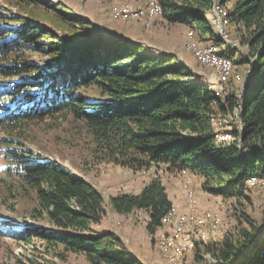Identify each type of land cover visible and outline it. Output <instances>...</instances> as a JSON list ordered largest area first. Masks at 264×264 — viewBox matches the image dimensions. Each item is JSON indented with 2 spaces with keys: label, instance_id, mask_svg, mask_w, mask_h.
Wrapping results in <instances>:
<instances>
[{
  "label": "trees",
  "instance_id": "1",
  "mask_svg": "<svg viewBox=\"0 0 264 264\" xmlns=\"http://www.w3.org/2000/svg\"><path fill=\"white\" fill-rule=\"evenodd\" d=\"M158 1L168 23L185 24L223 43L250 72L252 61L218 35L213 10H220L224 34L236 36L257 66L243 97L231 90L216 94L174 56L152 52L135 40L111 37L77 46L74 38L59 40L45 21L0 13V127L9 132L31 120L71 116L92 135L98 160L134 171L167 164L170 170L203 176L202 188L213 195L248 198L246 181L264 175V0ZM27 51L51 57L34 62ZM236 110L242 140L236 128L233 140H219L214 118L234 116ZM241 148L253 152L245 155ZM2 153L8 163L3 173L14 180L6 185L9 194L34 196L29 215L22 213L10 235L39 249L36 238L43 253L63 259L67 253L82 254L83 264H143L115 231L95 229L106 208L102 191L92 182L33 151L6 146ZM110 203L119 212L146 209V227L153 235L173 206L160 177L139 193L112 195ZM10 207L14 213L17 204ZM244 219V226L217 242L198 240L197 261L209 253L229 264L254 246L258 224L250 216Z\"/></svg>",
  "mask_w": 264,
  "mask_h": 264
},
{
  "label": "rangeland",
  "instance_id": "2",
  "mask_svg": "<svg viewBox=\"0 0 264 264\" xmlns=\"http://www.w3.org/2000/svg\"><path fill=\"white\" fill-rule=\"evenodd\" d=\"M152 1L159 2L158 0H29L28 5L17 0H0V13L4 15L12 13L22 18H38L49 24L59 40L64 36L74 38L77 46H84L93 41H104L111 37L131 38L144 44L152 52L174 56L178 62L188 66L193 74L196 70H200L213 76L220 85V89L214 90L216 94L222 95V90L224 92L231 90L239 98L243 97L241 95L243 82L248 84L251 78L246 77L249 73L248 66L243 63L238 53H232V50L223 43L199 36L185 24L168 23L162 18L161 12L152 10ZM147 2H149L148 6H146ZM116 4L121 5L116 9ZM215 10L221 14L219 9ZM215 10L213 12L218 32ZM131 11L133 13H129ZM221 21L223 23L222 17ZM223 37L239 44L234 38L236 36H227L223 33L220 38L223 40ZM240 48L244 49L239 44L236 49L240 51ZM199 50L211 52L221 63H211L200 57ZM28 54L32 61L39 63L51 57L44 51H31ZM196 78L200 79L198 76ZM201 80L204 81L202 78ZM0 82H4L2 77ZM233 113L229 117L214 118L216 136L219 140H233L234 134L232 135L231 130L235 128L242 132L240 111L236 110L234 116ZM6 146L23 148L27 154L33 151L43 158L60 162L96 185L104 195L106 208L99 228L116 231L126 247L136 253L143 264H209L211 257L209 253L202 255V261H197L195 258L197 241L200 238L206 243L221 240L228 232L246 224L245 215L250 216L258 224V246L264 243V175L249 178L245 183L246 187L243 185L248 198L239 200L225 199L221 195H213L205 191L202 184H199L198 177V179L194 178L192 188L188 187L185 192L186 209H180L173 203L174 216L182 222L179 229L188 233L191 241L193 240L192 247L186 246L176 261L173 254L168 253L166 256L157 245V241L163 233L174 232L177 228L174 222L172 226L163 223L168 227H160L162 231L158 235L156 233L153 235L146 227L148 217L146 210L119 212L110 203L112 195L138 191L145 181L151 178V165L147 167L149 171H146V168L134 171L113 162L98 160L93 154L92 135L84 125L73 120L71 116L63 118L54 115L25 122L18 130L8 132L0 127V264H83L86 261L82 254L67 253L66 259H63L55 253H43L44 246L40 245L38 239H34V244L39 249L33 248L32 243L10 235L11 231L17 230V220L22 218V213L29 215L27 209L33 204L34 196L24 194L17 197L13 192L9 194L6 185L14 180L7 178L3 173L4 166L8 164L2 153ZM247 150L241 148V153ZM188 200H195L194 204ZM11 204L12 206L17 204L14 213L11 211ZM4 210L12 215L6 217L1 213ZM187 213L188 217L185 216ZM212 222L218 225L216 231L211 232L208 227ZM207 229L209 236L204 240L202 234ZM230 264H240V262L236 259Z\"/></svg>",
  "mask_w": 264,
  "mask_h": 264
},
{
  "label": "crops",
  "instance_id": "3",
  "mask_svg": "<svg viewBox=\"0 0 264 264\" xmlns=\"http://www.w3.org/2000/svg\"><path fill=\"white\" fill-rule=\"evenodd\" d=\"M154 47H156V46H154ZM194 74L196 75L195 77L198 76L200 79L201 78L204 79V81L213 90L220 89L219 82L213 76L207 75L206 73L201 72L200 70H196V72H194ZM146 169H147L146 171H149L148 168H146ZM154 177H160L161 178L162 182L164 183V185L166 187V191L168 193L169 198L171 199V201L174 204L178 205L180 207V209H186L185 192H186L188 187L192 188L194 178L198 179V177H199V184L200 185L202 184V182L204 180L203 176L196 174V173H193L191 171L170 170L167 164L154 163L151 165V178L146 180L145 183L140 187V189L136 192H133V193H139L142 190V188L144 187V185L146 183H148ZM144 210H146V209H144ZM147 213H148V217L146 218L147 219L146 221H148V219H149V212L147 211ZM185 216L188 217L189 214L187 213V215H185ZM102 221H103V219L101 220V222ZM100 223L94 225L95 229L98 231H107L106 229H100L99 228ZM163 225L161 226V228L165 227V226L168 227L167 225H164V226ZM161 228L157 230L156 235H158L162 231ZM112 231H114V230H112ZM134 254L139 258V256L136 253H134Z\"/></svg>",
  "mask_w": 264,
  "mask_h": 264
},
{
  "label": "bare ground",
  "instance_id": "4",
  "mask_svg": "<svg viewBox=\"0 0 264 264\" xmlns=\"http://www.w3.org/2000/svg\"><path fill=\"white\" fill-rule=\"evenodd\" d=\"M151 6H152V10H156V12H161V4L159 2L152 1ZM155 8H158V9H155ZM124 9H126V8H123L122 10H124ZM215 9L216 8H214V10ZM129 13H133V11H131ZM221 17L222 16L220 14V18ZM223 40L225 41V38ZM233 45L238 48V46H236L235 44H233ZM198 53H199L200 57H202L208 61H211V63H219V64L221 63V61L218 60L217 57L215 55H212L211 52H209V51L199 50ZM228 62H230V61L228 60ZM253 178H256V177H253ZM190 195H192V194H190ZM188 201L191 204H194L195 200L194 201L188 200ZM163 221H164V223L170 224L171 226L173 225V222H174L176 224L177 228L174 229L173 233H171V231L169 233H163L161 235V237L159 238V240L157 241V245L160 247V249L163 251V253L166 254V256L168 253L173 254L174 259L176 261V259L178 260V256L182 253L183 249L186 246L192 247L193 240L191 241L188 233L185 230L179 229L182 222H181V220H178L175 218L174 206L171 207V209L169 210V212L167 213V215L165 216ZM217 225H218L217 223L212 222L208 228L211 232L216 231ZM167 234H170V236H166ZM202 236L205 237L203 239L206 240V238L209 236L208 229L203 231Z\"/></svg>",
  "mask_w": 264,
  "mask_h": 264
},
{
  "label": "water",
  "instance_id": "5",
  "mask_svg": "<svg viewBox=\"0 0 264 264\" xmlns=\"http://www.w3.org/2000/svg\"><path fill=\"white\" fill-rule=\"evenodd\" d=\"M216 4V2H215ZM216 16H217V23H218V32H219V35H223L224 33V25L221 21V18H220V14L218 11H216ZM120 38H126V37H122L120 36ZM126 39H130V38H126ZM226 42H229V43H233L235 44L236 46L239 47V44L231 39H225ZM240 51L242 53L245 54L246 58L250 61H252L253 63V69L246 75V77H252L253 74L255 73L256 71V64L254 63V61L252 60L251 56L249 55L248 52H246L244 49L240 48ZM247 89H248V84L244 81L243 82V92H242V96H244V94L247 92ZM244 136V128L241 132V137H240V140H242ZM253 151H252V148L251 149H248L247 151H244L243 154H251ZM258 232H259V228H258ZM258 232H257V235H258ZM257 235L255 237V245L254 246H251L249 247L247 250L244 251L243 254H239L236 258H234L233 260L230 261V263L236 259L239 260L240 264H260L262 262V260L264 259V243L259 247L258 244H257ZM252 252V254H250ZM243 258V259H242ZM209 264H220V261L219 259H216L214 258L212 255L211 257H209ZM229 263V264H230Z\"/></svg>",
  "mask_w": 264,
  "mask_h": 264
},
{
  "label": "built area",
  "instance_id": "6",
  "mask_svg": "<svg viewBox=\"0 0 264 264\" xmlns=\"http://www.w3.org/2000/svg\"><path fill=\"white\" fill-rule=\"evenodd\" d=\"M119 5H121V4H116V9L119 7ZM148 5H149V2L146 3V6H148ZM200 240H201V238H200Z\"/></svg>",
  "mask_w": 264,
  "mask_h": 264
}]
</instances>
